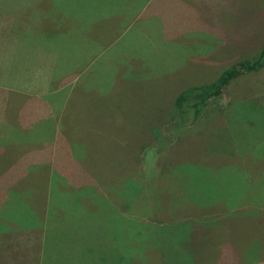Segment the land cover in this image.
I'll list each match as a JSON object with an SVG mask.
<instances>
[{
	"label": "rangeland",
	"instance_id": "rangeland-1",
	"mask_svg": "<svg viewBox=\"0 0 264 264\" xmlns=\"http://www.w3.org/2000/svg\"><path fill=\"white\" fill-rule=\"evenodd\" d=\"M95 1L98 20L105 18L102 5L117 10L134 3ZM148 1L130 6L148 9L141 17L146 27L132 28L106 54V76L117 79V59L144 52L142 60L122 65L129 68L120 75L131 84L122 81L119 93L102 102L103 117L93 110L53 119L34 118L29 109L14 114L21 101L9 107L12 90L5 89L13 122L8 132L0 124V151L7 157L0 165V228L10 222L7 227L49 237L64 219L78 216L81 199L77 204L92 226L88 253L102 264H117L125 247L115 217L141 232L136 248L143 247L144 264H264V68L231 81L195 121L193 109L175 107L182 90L210 83L257 54L264 44V0H152L147 8ZM92 2L0 0L6 78L43 80L38 87L46 89L51 62L84 56L80 31L99 27L88 20ZM128 22L119 29L137 24L134 17ZM63 28L73 30L55 40L63 55L53 59L56 44L48 37ZM9 42L15 49L5 50ZM14 63L28 69L20 76ZM112 109L125 111L112 118ZM46 159L40 175L34 161Z\"/></svg>",
	"mask_w": 264,
	"mask_h": 264
},
{
	"label": "crops",
	"instance_id": "crops-1",
	"mask_svg": "<svg viewBox=\"0 0 264 264\" xmlns=\"http://www.w3.org/2000/svg\"><path fill=\"white\" fill-rule=\"evenodd\" d=\"M137 1L138 0H134V3L132 2L129 6L138 5ZM145 4L146 6L150 4L151 7L152 0ZM126 5L128 4H125V6ZM122 6L114 10L106 5H102L105 12V18L103 20H98L100 16L96 15V7L92 8L93 11L89 13L91 17L88 18V20L93 26L96 25L99 27L95 29L89 28L84 32L76 30L81 32L79 36L82 37V41L80 43L84 47L85 55L66 64L61 63L52 65L53 62H51L49 67H53V72L50 71L53 77L50 78L46 89L38 87L45 83L43 80H36L33 81V83H29L32 81L23 82L19 77L18 82L11 83V76L6 78L4 72L6 61L5 64L3 62L0 63V124L4 131L8 132L7 129L10 127L11 122H13L9 116L6 115L4 108V104L7 101L5 89H7L8 86L12 90V94L9 97V107L17 100L21 101V105L15 109L14 114L19 111L21 113L24 111L28 112L27 109H29L30 116L34 113V118L53 119L58 117L70 118L91 116L95 114L90 112L93 110L97 111L99 116L103 117L106 110L99 107L102 105V102L106 101L108 96L113 95L117 85L122 81L126 85L131 84L127 80H124V78L128 77H121L120 75V71L123 68H129L122 67V65L125 63L127 64L128 61L135 62L139 59L142 60L143 57L139 56V54H144V52L139 49V54H136L135 57L132 55L131 58L124 59L125 62H123L121 58L117 59V64H119L121 68L115 73V76L120 77L117 79L107 78L106 72L104 71L105 66L108 65L106 63V54L118 46V43L124 38V35L130 34L132 28L135 26L139 28L146 27V25H143L146 20L142 19L144 12H147L144 5L141 9L127 6L123 8ZM150 11H153V9ZM133 17L136 19L137 24L131 23L130 26H128V24L124 30L119 29V25L122 27L125 21L129 23L128 21ZM119 18H122L121 22H119ZM141 19L142 22L138 24ZM154 29L155 27L149 30ZM55 30L53 31V39L49 41L51 46H53V43L56 44L55 48H53V59H57L63 55L61 50H57V43L55 40H62L66 35V31L73 29L66 30L63 28L57 31ZM56 32L60 34L54 39V34H56ZM183 35H186V33H183ZM133 38L134 36H132V40ZM8 47L10 49H15L11 46L10 42L6 44L5 50ZM43 47H45V43H43ZM39 52L40 49L37 50L36 56ZM29 54L30 56L32 55V53ZM2 55L4 56L5 54L2 53ZM27 69L28 68H19L17 64L14 63L13 71H18L20 76L22 72ZM111 71L114 72L113 70ZM70 75H72V78L69 77ZM28 89L32 92H28ZM51 132H53V125H51ZM3 146L1 148H3ZM5 159L7 160L4 151H0V165L4 163ZM47 159L43 161H34L36 167L39 168L36 172L40 173L42 166H48ZM22 162L18 161L17 164H22ZM34 162L23 165L27 166L31 163L34 164ZM13 164L15 165L16 163H11V165ZM41 174L42 173H40V175ZM77 198H80V196ZM79 200L81 199H77L76 201L78 202ZM77 202L76 209L78 216H74L72 219H64L59 223L57 227L63 228L60 229L57 234H54L56 235V240H54V235L40 237L38 234L39 229L33 231L21 226L11 228L7 227L10 222H5L6 224H3L0 228V264H90V261H93V264H102L98 257L90 258L88 250L91 247L90 234L92 226L88 218H85V215L80 210L81 203H79V206ZM54 245L65 255L57 254L54 251ZM57 256L65 257L58 258Z\"/></svg>",
	"mask_w": 264,
	"mask_h": 264
},
{
	"label": "trees",
	"instance_id": "trees-1",
	"mask_svg": "<svg viewBox=\"0 0 264 264\" xmlns=\"http://www.w3.org/2000/svg\"><path fill=\"white\" fill-rule=\"evenodd\" d=\"M226 1L227 0H223V3ZM107 3H109V0L107 1ZM147 5H148L147 8L150 7V4H147ZM91 6L92 8L98 7V1L93 0ZM126 6L130 7L129 5H126ZM72 8H74V6H72L71 9ZM48 38H53V35L49 36ZM262 68H264V44L261 46L259 51H257V54L255 56L235 62L232 66L225 69L214 81L210 83H204L198 87L194 86V87H189V88L182 90V92H180L175 98V107L178 109L180 113H184L188 109H193L194 111L193 121H195L199 117L203 108L208 104V102L211 101L212 99H215L221 96L223 93V90L230 84L231 81L245 74H249L252 72H258ZM118 93L119 91L117 92V94ZM117 94L116 92L113 93L114 96H116ZM111 106L113 108L118 107L117 104L111 105ZM99 107H102V105H100ZM104 107L105 106H103L102 108L104 109ZM110 111H111L110 115L113 118V116L115 117V114L117 111L123 112L125 111V109L123 110L112 109ZM106 132H109V131H105L103 133H106ZM127 222L129 221L126 218L124 219V218L115 217L113 220L114 228L119 232V234L122 232H125L120 235L126 238L125 247L120 252L119 260L117 264H141V262L144 264V262H146L147 260V256L144 253V251H142L143 247L136 248L137 235H140L141 232L137 233V229L134 230L135 227L132 226V223H127ZM259 227L260 228L262 227L264 229V225L259 226ZM141 251L142 253L141 255H139L138 253ZM160 256H162L161 253H160ZM160 258L161 257H156V259L163 261ZM162 263H164V261Z\"/></svg>",
	"mask_w": 264,
	"mask_h": 264
}]
</instances>
